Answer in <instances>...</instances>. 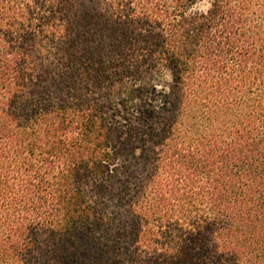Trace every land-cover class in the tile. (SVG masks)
<instances>
[{"label": "trees", "instance_id": "16d2710c", "mask_svg": "<svg viewBox=\"0 0 264 264\" xmlns=\"http://www.w3.org/2000/svg\"><path fill=\"white\" fill-rule=\"evenodd\" d=\"M202 1L0 0V264H264V0Z\"/></svg>", "mask_w": 264, "mask_h": 264}, {"label": "rangeland", "instance_id": "374dc122", "mask_svg": "<svg viewBox=\"0 0 264 264\" xmlns=\"http://www.w3.org/2000/svg\"><path fill=\"white\" fill-rule=\"evenodd\" d=\"M209 5V0H203L201 3L198 4V6H200V8H206ZM52 52H50V55L48 56V59H46L47 56L45 55H40L38 60L41 66V71H43L45 74H47L48 72L53 73L55 70H57L58 68H65V62L66 60V54H64L63 52H60L56 49H52ZM172 83V76L171 73L168 69H164L162 71V73H160L158 76H156L155 80H154V86L155 89L150 92L145 94L146 98L141 99V100H137V112L135 111L134 115L137 116L138 112L140 109L144 108V107H154L155 109H159L164 105L168 106V102H165V98L166 95L165 94H159V91L162 90L164 87L168 88L169 91H171V85ZM154 92V93H153ZM180 111L178 112L179 115ZM167 114L169 115V112H167ZM138 124L140 129H143L146 132H149L150 127L149 121H143L142 119L138 120V118H133L132 123ZM122 123L123 125H127L126 127L128 128L129 124L128 122L122 118ZM182 130L181 126H179L178 124V128L176 130V135H178L180 133V131ZM168 142V140H167ZM169 143H172L171 140H169ZM137 157H135V160L137 161H143L144 159L147 161V163L145 162V168L143 171L139 170L136 171L133 174H125L124 172H120L118 173V178L116 182L108 184L107 187H101L102 189H104V197L107 196V200L110 204V207L114 210V212H116V220L115 223H113V227L115 228V230H119V232H122L121 236L123 238H121V242L124 246H129L130 240L127 239L125 236L126 234H128L127 230L129 227V224L131 223V217L129 215H127L126 212H124V208L120 206V204H117V201H115L116 198H111L108 197L109 193L113 192L114 190H116L118 187L120 186H128V188H130L131 192H132V188L134 186H138V185H142L143 180L147 177V174L150 170V168L152 167L151 163L149 162V160L147 158H145V155H142V150H141V144H139V148L137 151ZM161 156H163L161 154ZM165 156H163V159L161 160L160 163H162V165H165ZM123 160H119L118 163H122ZM136 164H133L132 170L136 169L137 166H135ZM162 174V173H161ZM152 183L148 182L147 183V189L150 190V188L152 189ZM96 191H99L100 186H94ZM129 218V219H128ZM126 240H128V242H126ZM44 241V238L41 236V242ZM130 247V246H129ZM72 251H75V249H71L70 251H68L70 253V255H72ZM132 252H127V254H131ZM133 254V253H132ZM37 259H40L43 255H46V253L41 250L39 252H37Z\"/></svg>", "mask_w": 264, "mask_h": 264}]
</instances>
